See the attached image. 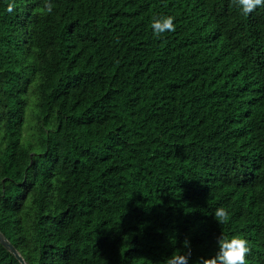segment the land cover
Wrapping results in <instances>:
<instances>
[{
  "label": "trees",
  "instance_id": "obj_1",
  "mask_svg": "<svg viewBox=\"0 0 264 264\" xmlns=\"http://www.w3.org/2000/svg\"><path fill=\"white\" fill-rule=\"evenodd\" d=\"M8 2L0 231L26 264H164L184 239L199 264L219 234L264 264V8ZM161 14L175 29L157 37ZM0 264L21 263L0 243Z\"/></svg>",
  "mask_w": 264,
  "mask_h": 264
},
{
  "label": "clouds",
  "instance_id": "obj_2",
  "mask_svg": "<svg viewBox=\"0 0 264 264\" xmlns=\"http://www.w3.org/2000/svg\"><path fill=\"white\" fill-rule=\"evenodd\" d=\"M234 4L241 14L247 16L256 9L264 8V0H234ZM15 8L14 0H9L4 11L13 13ZM43 11L46 14L53 13L51 0H45ZM175 17L172 15H156L151 20V31L155 36L165 32H172L175 29ZM217 223L223 224L228 219L227 210L217 208L212 213ZM216 249L213 255L201 257L199 264H246V258L251 248L246 238L234 235L228 237L219 234L215 237ZM182 251L173 252L164 259V264H191L193 259L192 247L188 239L182 241Z\"/></svg>",
  "mask_w": 264,
  "mask_h": 264
},
{
  "label": "water",
  "instance_id": "obj_3",
  "mask_svg": "<svg viewBox=\"0 0 264 264\" xmlns=\"http://www.w3.org/2000/svg\"><path fill=\"white\" fill-rule=\"evenodd\" d=\"M0 243L11 253L14 257L21 263L26 264L22 255L18 250L12 245V243L6 238V236L0 231Z\"/></svg>",
  "mask_w": 264,
  "mask_h": 264
},
{
  "label": "rangeland",
  "instance_id": "obj_4",
  "mask_svg": "<svg viewBox=\"0 0 264 264\" xmlns=\"http://www.w3.org/2000/svg\"><path fill=\"white\" fill-rule=\"evenodd\" d=\"M24 131H25V134H28V132L30 131L29 127L26 126L25 129H24Z\"/></svg>",
  "mask_w": 264,
  "mask_h": 264
},
{
  "label": "bare ground",
  "instance_id": "obj_5",
  "mask_svg": "<svg viewBox=\"0 0 264 264\" xmlns=\"http://www.w3.org/2000/svg\"><path fill=\"white\" fill-rule=\"evenodd\" d=\"M115 45V44H114ZM109 49V48H108ZM113 52V51H112ZM112 61V60H111ZM157 63V62H156ZM135 64V63H134Z\"/></svg>",
  "mask_w": 264,
  "mask_h": 264
}]
</instances>
